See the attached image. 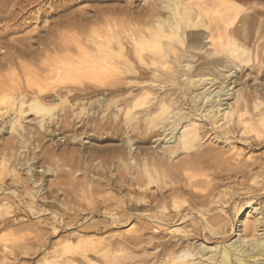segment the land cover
Segmentation results:
<instances>
[{
    "label": "bare ground",
    "instance_id": "bare-ground-1",
    "mask_svg": "<svg viewBox=\"0 0 264 264\" xmlns=\"http://www.w3.org/2000/svg\"><path fill=\"white\" fill-rule=\"evenodd\" d=\"M143 1L141 6L132 1L123 5V0H66L60 5L54 2L57 6L49 0L0 3V17L8 22L0 30V225L12 228L22 211L41 215L51 208L53 215L63 217V203L38 195L45 186L35 175L37 163L59 158L62 151L74 162L65 172L69 180L74 182V174L82 172L90 184L85 192L99 197V206L92 211L107 219V225L123 227L126 233L136 231L129 239L120 235L115 247L144 245L147 252L146 234L167 232L173 241L156 246L161 249L156 264H264V205L256 209L253 199L245 209L235 205L238 239L226 241L236 232L227 225L230 220L221 217L230 201L223 200L231 194L228 187L174 182L180 175L188 177L195 163L201 167L197 161H222V154L236 147L227 140L221 149L204 150L199 143L186 147L182 137L175 145H166L185 120L177 119L181 109L171 91L154 79L163 78L160 70H169L180 59L206 61L189 76H205L206 66L226 60L233 67L245 61L264 65V6L258 9L250 0ZM84 2L92 4L90 9H74ZM26 15H36L45 26L42 31L35 26L26 38H17L14 24ZM203 49L205 55H197ZM185 82L191 89V79ZM227 88L206 98L218 106L220 127L231 124L237 114V134L263 139L264 100L255 94L252 111L245 105L240 109L245 100L238 91V102L227 110L228 103L222 102ZM42 146H47L45 154L39 153ZM181 152L186 158L179 159ZM46 171L57 173L52 167ZM202 172L199 176L205 181L208 174ZM9 176L12 183L6 182ZM68 186L61 192L78 193L74 183ZM246 209L256 216L245 217ZM134 217L142 220L139 227L130 225ZM57 231L54 226L53 232ZM77 236L78 243L90 244L89 253L98 255L107 248ZM72 245V237L64 236L51 248L66 254ZM112 254L105 257L113 258ZM54 255L44 257V263L59 261L58 253ZM64 263L82 264L77 259Z\"/></svg>",
    "mask_w": 264,
    "mask_h": 264
},
{
    "label": "rangeland",
    "instance_id": "rangeland-1",
    "mask_svg": "<svg viewBox=\"0 0 264 264\" xmlns=\"http://www.w3.org/2000/svg\"><path fill=\"white\" fill-rule=\"evenodd\" d=\"M129 1L134 2L133 6L145 4L143 0H123L122 4L127 5ZM250 1H255V5L258 9L264 6V0ZM2 2L3 0L0 1V3ZM49 2L52 3V5L55 4L54 2L60 5L65 4L66 0H49ZM56 4L55 6H57ZM91 5L92 4L85 2L82 4L78 3L74 9H90L89 7H91ZM36 9L37 8H33V11H36ZM50 20L46 26L52 22V19ZM4 21L5 20L0 17V30H2L1 28L3 25L8 23ZM13 23L14 22H10L9 25ZM14 25L17 30L14 36L22 39L26 38L35 26H37L40 31H42V27L45 26L41 20H37L36 15H34V17L30 15L20 17L19 21ZM197 55H205V50L203 49L197 52ZM182 61L183 59H180L175 65L167 67L169 68L167 71H162L158 68L157 70H160V74L163 75V78H154L155 81L162 83V86H165L168 91H171L177 107L179 106V109H181L177 119L185 120L183 121V125L175 132V139L171 140L172 142L166 145H175L179 141V138L182 137L181 142L185 144L186 147L194 146L199 143L204 150L211 148L221 149L227 146V143L224 142L227 140L236 147V150L232 153L222 154L223 157L220 159L222 161H218V158L197 161L199 164L202 163V166L199 167L197 163H195V166L198 165L197 167L200 170L207 171L208 178L205 177V181H203L204 178L199 176V173L202 174L203 172H200L199 169L193 170L195 167L193 166L192 170L188 169V171H191L188 177L186 176L185 178L184 176L183 178V175H180L181 177H176L174 182L179 186H185L186 183L191 184L197 182L200 186L209 185L210 188L214 186H221L223 189L228 187L227 189L231 194L223 200L230 201L228 202L229 204L227 203L224 205L225 211L221 212V217H227L230 220L227 225L230 227L234 226L236 230L226 241L236 240L238 239V221L236 217H234V206L236 205L237 209H245L244 205L249 199L254 200L253 202L256 203L254 207L258 210L261 208V205H264V138L256 139V137L251 136V139H243L240 134H237L239 130L237 114H234V119L231 124L221 128L220 126L223 122L220 120V115L216 113L218 106L210 105L209 99L206 100V98L209 97L211 92L215 93L228 85L226 89V93L228 94L223 97L222 101L228 104L225 105L224 108L226 107V109L229 110L231 105H235L238 102L237 96L238 91H240V94L243 95V99L245 100L240 109H243L245 105L249 107V111H252L250 105L255 94H259L260 98L264 100V65L245 61L233 67L232 64L234 63L231 60H226L218 66L214 63L209 67L206 66L208 70L203 71L207 73L205 76H192V74L189 76V74H187L189 72L198 73L201 70H198V67L206 61H200L199 57H196L189 63H183ZM211 68H215V71H210ZM173 70L175 72H172ZM187 78L191 79V83H189L191 89H189L188 84L185 82ZM177 93H179L178 96ZM212 96L214 95L212 94ZM258 114L259 112H255L253 118L257 119ZM191 118L196 121L194 122L195 128L194 123L190 125L189 120ZM6 136L8 135H5V137ZM1 140L2 137H0V144L3 142ZM155 140L154 138L151 142L153 143ZM148 146L155 147L153 144L152 146L151 144ZM63 148L64 146L60 149ZM41 149L39 153L45 154L47 146H42ZM32 152L34 153V151ZM64 156L65 155L61 151L59 158L47 157L41 161L42 164H36L37 167L35 170L36 178H38V181L41 180L40 184L42 183L43 186H45L43 193L38 195L48 200L50 199L51 201L58 199L63 203V217L61 218V216H58L59 219L57 216L53 215L51 212L54 210L51 208L45 209L41 215H32L22 211L18 214V220L12 228L2 227L3 225H0V264H45L44 257L48 255L52 257L54 252L58 253V255H56L57 253L55 254L57 257H55V255L54 257H59V261L55 259L56 262H54V264L57 262L60 264H67L64 263V261L66 262L69 259H77L82 264H113L114 261L117 264H144L145 261L149 264H156V255L161 250L160 247L156 246L161 245L163 242L167 243L173 241L170 240V234L167 232L153 233L152 231H150L149 234L147 233L145 238L150 242L147 252L145 250L146 246L144 245H129L125 249L115 247L114 244L121 237L120 235H122L124 239H129L137 235L136 231L126 233L124 232L126 229L123 227L107 225L110 224L107 219L97 212H94V210L92 211V207L99 206V197L95 195L91 196L85 192V189H87L90 184L86 182L88 179L86 176H83L82 172L74 174L76 175V180L74 182L73 179L69 180L65 172L67 173V170L72 168L71 165L74 162L71 163ZM186 156L184 152H181L179 159L186 158ZM46 166H48V168L52 167L57 173H55V175L48 173L46 171L48 170ZM73 166H76V164H73ZM114 169L115 167L113 166L111 170L114 172ZM96 172L99 171L97 170ZM25 173L23 172V176H26ZM114 173L117 174L116 171ZM93 175L97 174H91V176ZM95 177L96 180L99 179V176ZM84 179L87 180L84 181ZM6 182L12 183L11 176L7 177ZM67 183L68 185L74 183L76 187H78V193L66 195L69 193L61 192L63 189L69 190L71 188L69 186V188L67 187ZM34 186L35 184L31 185V187ZM35 187H39V184ZM84 187L86 188L84 189ZM232 194H234V196ZM28 200L29 198L27 197V201ZM40 207L43 209L42 206ZM229 209H231V211L227 212ZM246 211L248 212L244 214L245 217L249 216L254 218L256 216L254 212L249 214L251 209H246ZM78 212H81L80 217H78ZM131 221L129 220V223L134 227H139L141 223H143L140 218L138 219L135 217ZM40 222L41 224H39ZM176 225H178V223ZM54 226L58 228V233L53 232ZM87 226H94V228L87 230ZM260 232L262 233V231ZM80 234L84 235V240H93L96 243L101 242L102 245L107 247L104 253H99L98 255L89 253L88 251L92 249L89 243H78L79 240L77 235ZM64 236H71L73 241L71 249L67 251L66 254L60 248L56 250L53 249V247L51 248L53 242L55 243L57 239ZM45 253H47V255ZM85 254L89 256L88 260H86ZM111 254L113 258L105 257L106 255L111 256Z\"/></svg>",
    "mask_w": 264,
    "mask_h": 264
}]
</instances>
